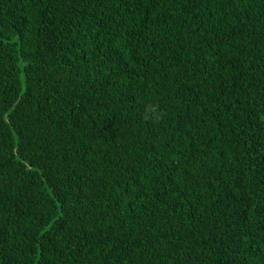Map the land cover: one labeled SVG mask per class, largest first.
I'll list each match as a JSON object with an SVG mask.
<instances>
[{
    "label": "trees",
    "instance_id": "16d2710c",
    "mask_svg": "<svg viewBox=\"0 0 264 264\" xmlns=\"http://www.w3.org/2000/svg\"><path fill=\"white\" fill-rule=\"evenodd\" d=\"M0 264H264V0H0Z\"/></svg>",
    "mask_w": 264,
    "mask_h": 264
},
{
    "label": "clouds",
    "instance_id": "9594fccd",
    "mask_svg": "<svg viewBox=\"0 0 264 264\" xmlns=\"http://www.w3.org/2000/svg\"><path fill=\"white\" fill-rule=\"evenodd\" d=\"M152 111H154L153 109H148V110H146V118H149L148 117V115H147V113L148 112H152ZM156 114V116H157V119H159V114L158 113H155Z\"/></svg>",
    "mask_w": 264,
    "mask_h": 264
}]
</instances>
